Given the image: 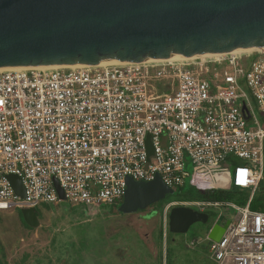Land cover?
Here are the masks:
<instances>
[{
	"label": "built area",
	"instance_id": "obj_1",
	"mask_svg": "<svg viewBox=\"0 0 264 264\" xmlns=\"http://www.w3.org/2000/svg\"><path fill=\"white\" fill-rule=\"evenodd\" d=\"M252 99L264 118V50L0 71V212L58 206L54 180L72 207L98 209L123 202L128 181L159 179L175 193L190 178V189L247 190L250 200L244 207L169 204L165 247L172 208L208 214L227 207L235 216L220 241L207 238L210 259L264 264V213L250 209L264 178V128ZM235 158L240 164L232 172ZM9 175L21 180L25 198L15 194Z\"/></svg>",
	"mask_w": 264,
	"mask_h": 264
},
{
	"label": "water",
	"instance_id": "obj_2",
	"mask_svg": "<svg viewBox=\"0 0 264 264\" xmlns=\"http://www.w3.org/2000/svg\"><path fill=\"white\" fill-rule=\"evenodd\" d=\"M264 50V0H0V69L68 68L108 62L139 63L172 58ZM148 163L154 156L147 139ZM8 181L20 198L21 180ZM57 194L66 202L59 183ZM157 179L128 181L119 211L138 214L172 196ZM31 229L38 210L23 208ZM210 216L188 207L169 213V231L186 234ZM230 220L219 216L208 239L220 241Z\"/></svg>",
	"mask_w": 264,
	"mask_h": 264
},
{
	"label": "rangeland",
	"instance_id": "obj_3",
	"mask_svg": "<svg viewBox=\"0 0 264 264\" xmlns=\"http://www.w3.org/2000/svg\"><path fill=\"white\" fill-rule=\"evenodd\" d=\"M227 71L232 73L231 69ZM251 101L264 128L258 104ZM230 163L232 172L240 164L236 158ZM187 172L192 173L190 166ZM198 195L197 190L190 189V178H186L181 189L144 213L123 214L119 211L122 202L98 209L72 207L67 202L58 206L41 204L37 208V229L23 224L20 209L0 212V260L3 264H167L168 251L169 264H214L207 242L213 219L207 225H193L186 234L169 231L166 247L163 238L160 240L166 206L194 202ZM232 203L244 206L247 201L238 197ZM215 215L233 220L235 212L224 207Z\"/></svg>",
	"mask_w": 264,
	"mask_h": 264
},
{
	"label": "trees",
	"instance_id": "obj_4",
	"mask_svg": "<svg viewBox=\"0 0 264 264\" xmlns=\"http://www.w3.org/2000/svg\"><path fill=\"white\" fill-rule=\"evenodd\" d=\"M256 57H257V55H254L251 57V59H254ZM198 193H199V195H198V199L196 201L225 204V203H232V202L236 203L237 198L241 197L247 201V203L244 204V206H246L248 204L250 197H251V193L249 191H247V190L242 191L240 189H235V188H230V189L225 190V191H208V192L198 191ZM236 205H238V204H236ZM240 205L243 206L241 203L238 206H240ZM250 209L252 211H255V212L264 213V178L260 182L256 192L253 195V198L250 202ZM216 212L217 211H214V210H211L208 212V214L210 216V220L213 219V225H214L215 221L217 220V218L219 217V216L215 215ZM20 216H21V220H22L23 224L27 228H29L25 224L21 214H20ZM161 228H162V222H161ZM162 238H163V235H162V231H161V234H160V240L161 241H162ZM160 257L163 260L162 254ZM168 259H169V254L167 251V254H166L167 264H169ZM0 264H3L1 260H0Z\"/></svg>",
	"mask_w": 264,
	"mask_h": 264
},
{
	"label": "bare ground",
	"instance_id": "obj_5",
	"mask_svg": "<svg viewBox=\"0 0 264 264\" xmlns=\"http://www.w3.org/2000/svg\"><path fill=\"white\" fill-rule=\"evenodd\" d=\"M173 59H180V58H172V59H167V60H173ZM109 64H116V62L103 63V64H101V66L109 65ZM5 70H18V69H0V71H5Z\"/></svg>",
	"mask_w": 264,
	"mask_h": 264
},
{
	"label": "flooded vegetation",
	"instance_id": "obj_6",
	"mask_svg": "<svg viewBox=\"0 0 264 264\" xmlns=\"http://www.w3.org/2000/svg\"><path fill=\"white\" fill-rule=\"evenodd\" d=\"M151 207H152V206H151ZM149 208H150V207H149ZM149 208H148V209H149ZM148 209H147V210H148ZM147 210H145L144 212H146ZM144 212H141V213H144Z\"/></svg>",
	"mask_w": 264,
	"mask_h": 264
},
{
	"label": "crops",
	"instance_id": "obj_7",
	"mask_svg": "<svg viewBox=\"0 0 264 264\" xmlns=\"http://www.w3.org/2000/svg\"><path fill=\"white\" fill-rule=\"evenodd\" d=\"M76 207H79V206H76Z\"/></svg>",
	"mask_w": 264,
	"mask_h": 264
}]
</instances>
